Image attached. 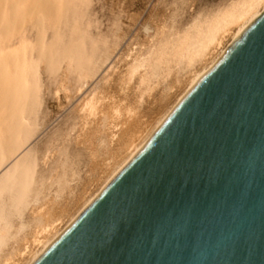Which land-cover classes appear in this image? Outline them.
<instances>
[{
	"label": "water",
	"instance_id": "water-1",
	"mask_svg": "<svg viewBox=\"0 0 264 264\" xmlns=\"http://www.w3.org/2000/svg\"><path fill=\"white\" fill-rule=\"evenodd\" d=\"M31 264H264V12Z\"/></svg>",
	"mask_w": 264,
	"mask_h": 264
},
{
	"label": "rangeland",
	"instance_id": "rangeland-1",
	"mask_svg": "<svg viewBox=\"0 0 264 264\" xmlns=\"http://www.w3.org/2000/svg\"><path fill=\"white\" fill-rule=\"evenodd\" d=\"M234 1L239 0H61L54 14L58 31L56 26L48 25L46 39H52V29L60 31L61 41L57 47L64 46L68 40L71 42L73 35H76L74 42L83 36L88 44L83 52L99 56L98 61L95 58L98 67L94 77L87 76L80 81L66 79V88L61 86V89L58 80L62 81L61 76L65 78L63 75L69 73L73 62L59 57L54 72H49L48 67L45 72L46 62H39V75L43 72L40 75L41 104L35 118V135L27 145L34 161V190L23 197L26 221L31 222L33 210L47 203L46 207L65 205L67 215L62 216L65 218L60 226L65 225L117 168L115 164L107 174L102 173L109 153L121 147L120 140L141 124L143 138L146 137L185 91L193 74L205 67L218 49L231 42L238 26H233L216 53L212 50V55L206 58L181 62L167 55L171 61L163 63V70L151 75L145 85L141 83V76L150 71L147 68L150 62L134 72L131 65L135 58L149 56L163 43L165 46L177 42L188 32H194L197 21L217 14ZM104 51L109 52L104 54ZM69 74L72 78L76 75ZM90 101L93 113L86 105ZM121 158H117V163L123 161ZM84 190H87L84 198L76 201ZM2 208L10 213L11 228L10 236L0 248V257L18 248L21 240L26 235L31 237L34 229L30 223L20 230L21 220L15 215L19 208L8 204Z\"/></svg>",
	"mask_w": 264,
	"mask_h": 264
},
{
	"label": "bare ground",
	"instance_id": "bare-ground-1",
	"mask_svg": "<svg viewBox=\"0 0 264 264\" xmlns=\"http://www.w3.org/2000/svg\"><path fill=\"white\" fill-rule=\"evenodd\" d=\"M60 6L61 0H0V248L5 244V238L10 236L11 228V220L8 218L10 213L2 208L3 205L8 204L19 208L15 215L21 220L20 230L29 226L30 223H33L34 226L31 237L26 235L21 240L22 243L18 248L16 247L10 254L0 257V263L2 264H31L79 217L112 178L141 151L184 96L218 62L247 27L264 12V0L234 1L217 14L209 16L203 21H197L193 26L194 32H188L184 37L179 38L177 42L167 43L165 46H163V43L161 47L154 48L149 56H144L142 59H140L141 57L139 59H137L138 57L135 58L131 65L134 72L143 67L145 63L150 62L149 67L147 65L150 71L146 70L148 72L141 76V83L144 84L151 75L154 76L160 69V72L163 70V63L166 65V62L171 61L172 58L167 57V55H173L176 61L181 62L206 58L222 45L223 39L233 29V26H238L231 42L220 51L218 49L217 53L215 51L216 54L214 53L215 55L211 56V61L209 59L210 62L207 61L205 67L193 74L185 91L146 137L143 138L141 124L130 129L127 135L120 140L121 147L119 146V149L117 148V150L109 153L102 173L107 174L108 170H112L111 168L115 164H118L117 168H114L110 174L108 173L109 175L105 178L99 190L85 200L65 225L60 226L65 218L62 219V216L67 215L65 205L56 208L55 206L46 207L47 203H41L42 205L33 210L31 222L26 221L24 218L26 202L23 197L32 189L34 190V161L31 158L32 151L28 150L27 145L35 135V118L41 104L40 75L43 72L39 75L41 66L39 62H46H43L45 72H47V67L49 72L56 70L59 57L66 58L70 63L73 62L71 66L68 65L70 68L67 70L69 73H76V75L72 78L69 73H65L66 75H63L65 78L61 76L62 81L58 80L60 88L61 86L66 88V79L67 81L72 79L80 81L87 76L92 75L94 77L98 67L95 60L98 61L96 57H99L93 56V52H89L90 54L83 52L88 44H86L85 38L79 35L81 34L79 31L77 33L81 38L79 37L80 39L74 42V36L76 37V35H73L75 34V28L71 29L73 39L71 38L72 35L67 33L71 36L69 37L71 42L68 40L63 43L64 46L61 44L57 47L58 42L61 40L58 37L60 31L56 32L58 31L56 30L58 25H56L54 14ZM48 25H51V27L56 26L54 27L56 31L50 27L54 34L53 36L51 33L49 34L52 36V39L48 38L49 41L45 37V32L49 30H46ZM79 29L80 32L83 31V29ZM90 44L91 41L89 46ZM157 50L158 52H156ZM102 53L106 54L105 51ZM107 55L109 56V54ZM91 104L90 101L86 105H88V110L93 113ZM118 110L116 109V114H118ZM113 127L116 128L117 125L115 124ZM120 157L123 158V161L117 163L119 162L117 158ZM86 193L87 190L82 191L80 197L75 198L76 201L84 198ZM36 202H38L37 199Z\"/></svg>",
	"mask_w": 264,
	"mask_h": 264
}]
</instances>
